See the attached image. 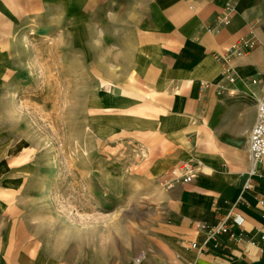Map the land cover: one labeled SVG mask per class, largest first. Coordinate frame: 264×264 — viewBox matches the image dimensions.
I'll list each match as a JSON object with an SVG mask.
<instances>
[{
    "label": "crops",
    "instance_id": "1",
    "mask_svg": "<svg viewBox=\"0 0 264 264\" xmlns=\"http://www.w3.org/2000/svg\"><path fill=\"white\" fill-rule=\"evenodd\" d=\"M12 2L0 0V15ZM129 2L139 7L134 77L123 79L120 107L143 146L137 195L130 202L122 189L120 220L63 227L55 247L49 207L19 199L34 177L29 159L0 138V264H131L138 253L141 264H264V156L250 174L248 147L264 97V0ZM184 160L195 165L190 181ZM232 208L241 241L207 229Z\"/></svg>",
    "mask_w": 264,
    "mask_h": 264
},
{
    "label": "rangeland",
    "instance_id": "2",
    "mask_svg": "<svg viewBox=\"0 0 264 264\" xmlns=\"http://www.w3.org/2000/svg\"><path fill=\"white\" fill-rule=\"evenodd\" d=\"M131 3L13 0L0 15V138L29 159L19 199L49 207L55 247L63 227L120 220L122 189L137 195L143 146L120 107L134 77Z\"/></svg>",
    "mask_w": 264,
    "mask_h": 264
},
{
    "label": "built area",
    "instance_id": "3",
    "mask_svg": "<svg viewBox=\"0 0 264 264\" xmlns=\"http://www.w3.org/2000/svg\"><path fill=\"white\" fill-rule=\"evenodd\" d=\"M231 2L228 1L226 3V7L230 8ZM229 14L225 16L228 19ZM244 44L248 49L253 46L252 42L244 41ZM237 53L243 52V50L235 49ZM225 77L231 80H235L236 76L232 75V70L228 66L225 69ZM248 147H249V157L252 162V167L249 170V173L252 174L255 171V167L257 163H259L264 156V97L258 100L257 103V120L252 126L249 136H248ZM181 168L183 169V180L190 181L193 178V174L195 171V165L190 160H184L181 163ZM252 186V182L248 180L243 187L249 188ZM261 202L264 203V199H261ZM230 220H232L236 224H241L244 221V218L236 213L232 208L227 216L222 218L216 223L209 224L207 226L208 232L211 235L218 234H228L235 240L241 241L243 240V236L241 234H236L230 229ZM143 260V254L138 253L133 257L131 264H141Z\"/></svg>",
    "mask_w": 264,
    "mask_h": 264
}]
</instances>
